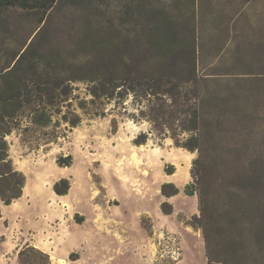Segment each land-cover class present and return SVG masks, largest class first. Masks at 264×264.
<instances>
[{
	"label": "rangeland",
	"instance_id": "rangeland-1",
	"mask_svg": "<svg viewBox=\"0 0 264 264\" xmlns=\"http://www.w3.org/2000/svg\"><path fill=\"white\" fill-rule=\"evenodd\" d=\"M25 1L0 8V71L32 43L19 78L90 61L125 85L83 110L67 81L76 126L9 137L26 185L0 202V264H210L209 246L211 264H264V1Z\"/></svg>",
	"mask_w": 264,
	"mask_h": 264
},
{
	"label": "trees",
	"instance_id": "trees-1",
	"mask_svg": "<svg viewBox=\"0 0 264 264\" xmlns=\"http://www.w3.org/2000/svg\"><path fill=\"white\" fill-rule=\"evenodd\" d=\"M251 1L258 2L264 0H246V2ZM25 2V0H0V8L4 5L15 4L24 6ZM31 47L32 43L13 65L10 64L0 71V200L6 205H10L22 197L26 185L25 173L18 170L14 165L10 153L12 141L9 137L13 133H18L22 141L27 142L26 134L35 128L44 130L50 127L54 124L56 116L58 120L55 123L65 121L72 126H76L80 121L79 115L78 120H70L66 114L62 115L63 106L66 103L70 105L73 99L71 88L69 85H65L67 81L86 84L88 94L91 95V98L81 99L79 106L83 110L90 103L97 104L98 101L103 99L114 100V96L122 94L121 89L118 90V88L125 85V83H122L123 80L118 81L119 79L116 77L102 75L98 70L94 71L90 67L92 65L90 61L79 64L78 70L72 71L78 73V75H67L66 77H60V75L56 77L58 74L69 71L64 67H59L53 61L47 63L42 61L32 62L31 68L36 71L41 72L46 70L55 74L56 78L49 77L43 84L45 86L50 85V89L47 91L37 79L18 77L25 65L30 61L28 53ZM123 65H125V62H123ZM94 114L101 116L104 112L99 113V109H96ZM194 117V123L188 129L189 131H195L198 128V111L196 108ZM47 135L46 138H43L47 144L56 142L60 137L56 131L53 133L47 132ZM191 138H188L185 143L176 141V145L194 152L197 150V147L190 143ZM146 142L147 140H142L139 137L135 140V143L138 145ZM29 144H31V149L38 148L37 145H33L32 141H29ZM70 164L71 162L69 161L65 165ZM169 173H173V171ZM60 183L64 184V188L60 187ZM60 183L55 184V191L58 194H67L71 186L70 182L64 178ZM178 192L179 190L175 188L171 194H177ZM202 204L203 199L200 196V211H203ZM195 219L201 218L196 215ZM200 226L205 229L202 221H200ZM204 232L205 239L209 243V236L206 229ZM24 251L20 252V256L24 254ZM207 256L211 264L210 246L207 250Z\"/></svg>",
	"mask_w": 264,
	"mask_h": 264
},
{
	"label": "crops",
	"instance_id": "crops-1",
	"mask_svg": "<svg viewBox=\"0 0 264 264\" xmlns=\"http://www.w3.org/2000/svg\"><path fill=\"white\" fill-rule=\"evenodd\" d=\"M1 203H3L1 200H0ZM4 204V203H3ZM5 205V204H4ZM6 206H9V205H6Z\"/></svg>",
	"mask_w": 264,
	"mask_h": 264
},
{
	"label": "bare ground",
	"instance_id": "bare-ground-1",
	"mask_svg": "<svg viewBox=\"0 0 264 264\" xmlns=\"http://www.w3.org/2000/svg\"><path fill=\"white\" fill-rule=\"evenodd\" d=\"M179 173H182V170H179Z\"/></svg>",
	"mask_w": 264,
	"mask_h": 264
}]
</instances>
